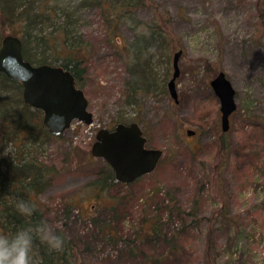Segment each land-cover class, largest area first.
Returning a JSON list of instances; mask_svg holds the SVG:
<instances>
[{
    "label": "rangeland",
    "instance_id": "1",
    "mask_svg": "<svg viewBox=\"0 0 264 264\" xmlns=\"http://www.w3.org/2000/svg\"><path fill=\"white\" fill-rule=\"evenodd\" d=\"M261 15L264 0H141L117 24L119 41L115 43L117 36L113 42L109 39L116 33L102 10L84 8L74 28L76 39L83 41L91 56L83 65L84 94L93 123H74L62 139L25 148H31L39 161L54 170L51 185L38 201L45 211V223L64 232L75 245L78 264H145L148 258L159 259V264H264ZM57 17H42L35 31L55 33L61 21ZM134 18L147 23L159 19L171 35L169 48L162 46L155 52L136 104L127 102L131 100V77L123 55L124 43L135 38L130 29ZM30 49L36 63L44 60L57 65L67 56L64 51L53 53L47 45L35 50L33 44ZM177 50L182 54L175 103L167 83ZM218 72L225 73L236 93L237 108L229 118L226 135L227 154L218 152L219 101L209 86ZM11 88L3 92L13 95ZM119 116L136 119L149 140L147 147L163 154L154 171L132 188L119 189L123 200L131 199L113 214L100 209L99 204L110 203L107 196L96 198L85 186L105 163L90 154L95 134L102 128H114ZM187 131L194 134L189 136ZM243 133L249 138L243 139ZM13 151L6 144L4 153ZM68 203L72 206L66 218ZM221 212L233 218L234 230L228 228ZM156 221L159 229L146 236ZM210 225L214 226L209 234ZM101 229L113 231L115 238H106Z\"/></svg>",
    "mask_w": 264,
    "mask_h": 264
},
{
    "label": "trees",
    "instance_id": "2",
    "mask_svg": "<svg viewBox=\"0 0 264 264\" xmlns=\"http://www.w3.org/2000/svg\"><path fill=\"white\" fill-rule=\"evenodd\" d=\"M140 1L0 0V42L2 37L6 35L18 36L22 42V53L26 61L33 65L47 64L69 70L74 76L76 86L84 92L86 81L84 79L85 67L83 63L91 56L89 49L83 46V41L79 43L76 39L77 32L74 24L80 19V14L87 6L99 8L102 10L108 26L113 28V33H116L119 21L131 15ZM57 14H59L57 18L61 21L55 33L43 34L35 31L37 24L43 22L42 17L51 20L55 19ZM262 17L263 15H261V20L264 19ZM130 29L135 38L132 42L124 43L123 51L125 54L123 53V55L127 58L126 64L131 77L129 88V98L131 100L127 102L136 104L140 93L145 89L143 84L146 83L148 66L151 65L155 52L162 46L169 48L171 35L168 29L161 26L159 19L147 23L134 18V23ZM113 37L117 38L115 40V43H117L119 41L117 33L110 35L109 40L112 42ZM33 44L35 50H41L44 45H47L53 53L55 51L59 53L62 51L67 52L66 60L57 65L51 62L45 63L44 60H39L36 63L32 59L33 54L30 49ZM9 87H12L13 95H7L3 92V90L8 92ZM119 123L126 125L138 124L136 119L125 120L122 116H119L117 124ZM227 132H219L218 137L216 136L220 148H218V152L222 154H227L226 149L230 148L226 140ZM53 138L62 139L63 135H51L42 124V113L23 103L21 85L7 79L0 73V233L13 234L20 228L45 223V211L42 210L43 205L38 201V197L51 185L54 170L39 161L31 148L29 150L25 148L29 144L42 145ZM242 138L248 139L249 137L243 133ZM146 139L148 143L149 140ZM16 141H20L21 144L17 145ZM8 143L14 147L11 154L4 153ZM220 167L217 166L216 170L220 171ZM136 181L127 185L117 182L111 168L103 163L100 170L86 183L85 187L94 193L96 198L101 195L107 196L110 203L108 206L99 204L100 209L117 214L115 213L117 208L127 206L126 204L131 199L127 197V200H123L124 197L120 195L119 189H130ZM21 201L31 206L32 214L30 216L22 215L19 211L18 204ZM71 206L68 203L65 207L66 218L69 216ZM166 207L167 205H162L163 209H166ZM158 210L160 208L155 209L154 212L157 213ZM228 212L230 213V210ZM214 214H216V211H214ZM221 215L223 220L227 217L222 212ZM145 220L144 218L142 222ZM232 220L233 218L231 220L229 218L225 219L229 225L228 228L234 230ZM213 226L208 227L209 234L212 233ZM158 229V221H156L150 228V233L146 236L150 237ZM52 230L63 239V246L58 250H54L37 238L34 242V254L37 258V264L39 262L40 264H78L77 251L73 242L66 237L64 232L58 229ZM112 230L116 232V228H112ZM101 232L108 239L115 238L113 231L101 229ZM144 244H148V241L146 240ZM132 254L134 253L131 249L130 255ZM142 257H144L143 254L140 258ZM159 263L160 260L155 258L145 260V264Z\"/></svg>",
    "mask_w": 264,
    "mask_h": 264
},
{
    "label": "water",
    "instance_id": "3",
    "mask_svg": "<svg viewBox=\"0 0 264 264\" xmlns=\"http://www.w3.org/2000/svg\"><path fill=\"white\" fill-rule=\"evenodd\" d=\"M181 54L182 50H177L172 55L173 73L167 83L169 96L175 103ZM0 73L21 85L23 103L42 113V124L51 135H62L73 121L86 125L93 122V115L87 110L88 100L76 86L72 73L62 67L26 61L18 36L6 35L1 39ZM209 86L219 101L220 129L227 132L229 117L236 110L235 89L223 72H218ZM192 134L187 131V135ZM146 142L137 123H119L112 130L97 131L90 154L111 168L117 182L127 185L154 171L162 157V150L148 148Z\"/></svg>",
    "mask_w": 264,
    "mask_h": 264
},
{
    "label": "clouds",
    "instance_id": "4",
    "mask_svg": "<svg viewBox=\"0 0 264 264\" xmlns=\"http://www.w3.org/2000/svg\"><path fill=\"white\" fill-rule=\"evenodd\" d=\"M18 209L22 215L32 214L31 206L23 201L18 204ZM37 238L54 250L60 249L64 243L46 223L20 228L13 234L0 233V264H37L34 254Z\"/></svg>",
    "mask_w": 264,
    "mask_h": 264
}]
</instances>
